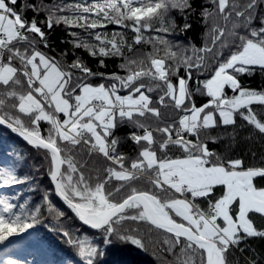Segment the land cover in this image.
<instances>
[{
    "label": "snow or ice",
    "instance_id": "1",
    "mask_svg": "<svg viewBox=\"0 0 264 264\" xmlns=\"http://www.w3.org/2000/svg\"><path fill=\"white\" fill-rule=\"evenodd\" d=\"M207 3L200 12L211 23L197 47L169 39L177 28L172 10L183 13L190 0H38L21 6L35 13L31 18L16 0H0V124L43 153L50 178L38 202L0 191V241L12 236L22 245L13 234L23 233L43 247L32 226L44 222L45 211L56 222L66 217L53 194L93 232L49 224L72 251L40 264H104L117 241L146 248V238L159 243L155 234L172 254L165 264H239L233 249L264 237L256 223L264 222V161L225 158L208 144L229 135H212L213 128L233 126L234 137L238 118L264 135V85L239 78L264 72V0ZM110 23L119 27L101 30ZM60 24L71 36V61L69 49L49 50L45 28ZM190 27L185 13L181 30ZM146 44L147 51L136 48ZM78 47L100 57L99 65L119 57L118 70L94 71ZM124 123L134 129V154L121 150L126 137L115 134ZM93 157L102 160L99 167ZM25 161L22 147L6 146L0 190L41 187L20 174ZM0 264L34 262L5 249ZM245 264L257 261L246 257Z\"/></svg>",
    "mask_w": 264,
    "mask_h": 264
},
{
    "label": "trees",
    "instance_id": "2",
    "mask_svg": "<svg viewBox=\"0 0 264 264\" xmlns=\"http://www.w3.org/2000/svg\"><path fill=\"white\" fill-rule=\"evenodd\" d=\"M38 0H16V7L21 8L25 16L31 18L35 13L31 9H23L21 6L23 3H36ZM45 3H51L52 0H44ZM69 2V0H65ZM191 8L185 9L182 13L179 9H173L171 16L175 19L177 25L176 30L169 34V39L173 42L180 41L185 45L194 44L197 47H202L206 41V33L208 27L211 23V20L205 22L204 18L201 16L200 10L203 7H211V4L207 3V0H190ZM192 9H195L193 11ZM185 13H187V22L191 25L190 28L181 30V26L185 23ZM45 16L44 12H40L37 16L38 21L43 20ZM222 23V21H221ZM260 20L257 18L255 24L260 25ZM119 26L114 23L105 25L102 31L111 32L113 29L118 28ZM49 39L51 42V48L49 49L52 52V55H58L59 52L64 49H69V54L66 59L71 61L74 57L71 52L72 45L68 42L71 40L68 29L65 25L60 24L58 26H53L49 31ZM72 31H79L78 27H73ZM130 35V34H129ZM152 47L151 44L146 45H137L136 48L143 49L147 51ZM77 56L82 57L85 62L90 66L94 71L97 72H109L118 70L119 57H107L105 58V64L99 65L98 60L100 57H93L82 47L75 49ZM129 56L138 54L135 51L127 52ZM183 73V68H181ZM203 79V76L200 77ZM242 83L258 87L264 85V72L259 69L255 73L241 74L239 77ZM153 95H158V93H153ZM197 102H203V96L196 97ZM165 115L172 111L171 108L163 109ZM47 122L42 123V128H47ZM134 130L131 125L124 123L120 124L115 131V134L121 137H126L122 140L120 148L121 150L129 153H133V150L136 147V144L128 136L130 131ZM233 132V126L213 128L212 135L218 133H225L229 135H221L220 138L216 141L209 140L208 144L210 148L217 150L225 154V158L234 157L237 154L244 157L247 163L259 165L264 161V135H261L259 130L254 129V127L249 126L242 119H237L235 125V136L230 134ZM15 144L23 148L24 154L26 155V161L23 166L19 169L20 174H30L34 177V183L40 185L41 187L36 189H30L27 183L20 185L19 187H14L15 191L20 193V198H27L31 196L33 200L39 201L43 193V186L49 184L50 178L47 176V165L43 160V153L37 151L33 146L28 145L23 140L12 135L7 129L0 126V158L3 159L4 151L8 144ZM134 154V153H133ZM95 166L99 167L102 164V160L97 157H93ZM36 165H43L42 168H37ZM89 167H92V162L89 163ZM84 171L87 173L88 168H85ZM50 199L53 204H56L60 207L65 213L66 217H61L59 222H56L54 217L47 214L45 211L44 222L37 225H33V229L43 238L44 246L48 250L47 257L45 261H51L58 258L59 255H64L72 251L71 247L66 243L65 240L61 239V233L58 231H52L48 225L53 224L54 227L69 226L74 229H80L81 233H92L93 230L83 226L73 215V213L66 208L56 197L55 194L50 196ZM202 203V202H201ZM45 209L47 204H45ZM256 223L258 227H264V222H261L259 218H256ZM76 232H73V235H76ZM159 236V243H153V241L145 240L147 247L140 248L139 246L132 244L130 241H117L114 246L109 249V253L106 257L103 258L104 264H165V260H172V254L165 251L162 234H155ZM235 257L238 259L239 264H245V258H252L257 261V264H264V237L253 236L246 239L239 249H233Z\"/></svg>",
    "mask_w": 264,
    "mask_h": 264
},
{
    "label": "rangeland",
    "instance_id": "3",
    "mask_svg": "<svg viewBox=\"0 0 264 264\" xmlns=\"http://www.w3.org/2000/svg\"><path fill=\"white\" fill-rule=\"evenodd\" d=\"M3 160L4 157L3 159L0 158V162H3ZM0 191L13 192L15 189H5ZM13 235L21 237L24 241L23 244L17 245L12 236L8 237L6 241H0V259L3 258L4 250L7 249L10 253L15 254L19 258L32 260L34 264H40L41 261L46 260L44 258L47 257L48 250L45 248V244L43 247H38L34 241L25 238L23 233Z\"/></svg>",
    "mask_w": 264,
    "mask_h": 264
},
{
    "label": "water",
    "instance_id": "4",
    "mask_svg": "<svg viewBox=\"0 0 264 264\" xmlns=\"http://www.w3.org/2000/svg\"><path fill=\"white\" fill-rule=\"evenodd\" d=\"M0 126L1 127H3V128H5V129H7L12 135H14L15 137H17V138H19V139H21V140H23L24 141V139L22 138V137H20L17 133H15V132H13L11 129H9V128H7V126H4V125H2V124H0ZM24 142H26V141H24ZM27 143V142H26ZM31 146V145H30ZM56 197L58 198V200L66 207V208H68V206L62 201V199L58 196V195H56ZM69 209V208H68ZM70 210V209H69ZM71 211V210H70ZM72 212V211H71ZM73 213V212H72ZM73 215H74V213H73ZM75 216V215H74ZM77 220H78V218H76ZM79 221V220H78ZM82 225H84L85 227H87V228H90V226L89 225H86V224H84L82 221H79ZM91 229V228H90Z\"/></svg>",
    "mask_w": 264,
    "mask_h": 264
}]
</instances>
